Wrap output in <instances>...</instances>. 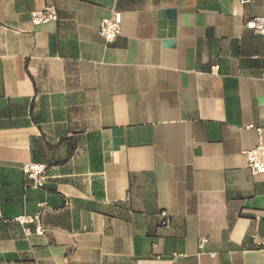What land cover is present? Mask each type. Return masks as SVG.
<instances>
[{"label": "crops", "instance_id": "crops-1", "mask_svg": "<svg viewBox=\"0 0 264 264\" xmlns=\"http://www.w3.org/2000/svg\"><path fill=\"white\" fill-rule=\"evenodd\" d=\"M254 17L264 0H0V264H264ZM37 213L43 236L15 222Z\"/></svg>", "mask_w": 264, "mask_h": 264}, {"label": "built area", "instance_id": "built-area-1", "mask_svg": "<svg viewBox=\"0 0 264 264\" xmlns=\"http://www.w3.org/2000/svg\"><path fill=\"white\" fill-rule=\"evenodd\" d=\"M255 0H237L241 6H247L254 3ZM31 21L35 26H41L58 21V15L55 10L45 9L36 11L31 14ZM245 27L248 30L254 31L256 34L264 36V17H254L245 23ZM122 31V14L115 13L111 18L103 19L100 22L99 34L108 44L115 42V40L121 35ZM219 68L217 66L212 68V74H218ZM254 126H249L248 129H254ZM259 135H261V128H255ZM248 161V169L253 176L264 175V142L260 138L259 144L252 150L246 152ZM22 172L30 179L36 188H43L47 178V166L40 163H26L22 166ZM161 225L164 227L170 226V218L166 211L160 213ZM15 222L23 225H34V234L37 236H43L45 229L42 224L41 214L23 215L15 218ZM28 234H32L29 230H26ZM206 243V240H202L201 245ZM261 245L260 243H258Z\"/></svg>", "mask_w": 264, "mask_h": 264}]
</instances>
